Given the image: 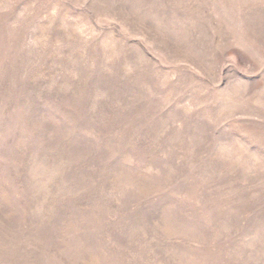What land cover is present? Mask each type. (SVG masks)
I'll list each match as a JSON object with an SVG mask.
<instances>
[{"label": "rangeland", "instance_id": "rangeland-1", "mask_svg": "<svg viewBox=\"0 0 264 264\" xmlns=\"http://www.w3.org/2000/svg\"><path fill=\"white\" fill-rule=\"evenodd\" d=\"M0 264H264V0H0Z\"/></svg>", "mask_w": 264, "mask_h": 264}]
</instances>
